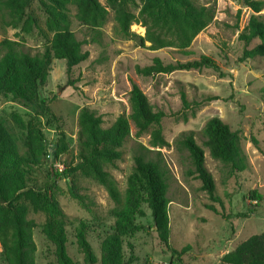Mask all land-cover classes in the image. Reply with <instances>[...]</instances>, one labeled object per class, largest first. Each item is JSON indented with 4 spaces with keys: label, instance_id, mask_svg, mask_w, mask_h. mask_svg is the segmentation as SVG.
Segmentation results:
<instances>
[{
    "label": "rangeland",
    "instance_id": "1",
    "mask_svg": "<svg viewBox=\"0 0 264 264\" xmlns=\"http://www.w3.org/2000/svg\"><path fill=\"white\" fill-rule=\"evenodd\" d=\"M133 1L132 8L137 13L141 0ZM196 1L212 5L215 18L190 47L183 50L175 47L152 50L150 43L141 46L134 39L120 38L115 34L111 11L102 29L100 43L92 42V31L73 19L77 38L87 42L83 50L89 53V58L69 72L64 60H53L38 90L39 99L46 105V117L39 116L34 108L12 95L0 94V115L19 137L21 150L28 124L42 129L49 151L60 133L66 135L68 154L59 162L51 158L45 160L41 167L32 170V180L37 187L48 185L50 194L65 214L66 253L71 264H89L77 243V230L81 224L86 227L96 264H101V243L112 232L117 209L101 185L79 173L68 172L78 162V114L82 108H89L102 118L103 127L109 128L118 117L130 115L129 94L133 83L141 88L156 111L166 114L162 120L163 134L171 147L160 151L169 170L168 198L172 201L169 205V245L173 251L191 247L182 256V263L221 264V258L241 242L264 233V58L240 61L245 48L251 49L260 42L254 40L245 46L239 40L253 11L243 0ZM101 2L105 4L104 0ZM40 15L44 21V16ZM131 31L140 36L146 33L141 24H133ZM14 34V30H8L5 36L15 39ZM2 38L0 33V40ZM25 41L33 53L43 50L46 44L38 32L26 37ZM203 55L212 58L220 71L178 70L151 77L138 75L136 71L138 67L152 65L155 58H160L164 65H175L198 60ZM182 93L189 103L188 108L183 105ZM214 117L240 132L249 165L246 171L229 177L228 169L213 160L206 150V165L220 198L216 206L231 215L229 220L205 207L211 201L200 190V181L186 178V153L179 152L175 145L183 132H198ZM148 140L147 136L136 138L131 127V135L122 148V159L107 167L122 195L127 178L133 172V148L137 143L148 146ZM197 142L201 144L198 138ZM71 189L83 198L82 201L73 197ZM254 191L262 196L261 201L250 199L249 195ZM142 208L145 216L136 219L141 229L124 239L123 253L127 264H175L172 250L158 239L150 209L146 204ZM240 213H249V218H237ZM29 218L38 225L33 231L36 264H60L55 247L42 232L45 214L31 212ZM131 256L135 258L133 262L128 261ZM0 264H7L1 246Z\"/></svg>",
    "mask_w": 264,
    "mask_h": 264
},
{
    "label": "trees",
    "instance_id": "2",
    "mask_svg": "<svg viewBox=\"0 0 264 264\" xmlns=\"http://www.w3.org/2000/svg\"><path fill=\"white\" fill-rule=\"evenodd\" d=\"M0 0V94H10L26 106L46 117V105L38 96L41 83L45 80L54 59L64 60L67 71L84 63L89 53L83 50L84 40L77 38L73 19L92 31L91 40L100 43L102 29L110 11L114 15V31L122 39H134L141 46L150 43V49L160 50L175 47L187 49L194 39L214 20L215 9L209 3L196 0H141L136 13L133 0ZM253 11L239 40L248 46L254 40L260 42L251 49L245 48L240 61L257 57L264 58V0H243ZM72 8L75 14L72 15ZM44 16L42 21L41 15ZM133 24H141L145 36L131 31ZM8 30L15 31V39L6 37ZM38 32L44 39L43 50L33 53L26 45V37ZM213 69L219 72L218 64L208 56L198 60L175 65H164L160 58L143 68L137 74L151 77L170 74L174 71ZM264 94V89H263ZM213 99V98H208ZM184 107L189 103L182 93ZM130 115L120 116L109 127H103V120L95 111L82 108L78 114V151L75 166L69 173H79L101 185L116 205L114 227L101 243V264H127L123 253L125 237L138 232L141 227L137 217H144L142 208L146 204L151 211L156 233L162 245L171 249L170 218L168 198L169 170L161 149L171 145L163 134L162 120L166 114L156 111L141 88L133 83L129 94ZM147 136L148 146L137 143L132 151L133 172L127 178L124 195L118 189L117 181L107 170L123 156L122 148L131 135ZM23 149L14 129L0 115V246L7 264H36L37 246L33 231L38 227L31 212L43 213L46 221L42 232L55 247L60 264H71L66 253L67 235L65 214L50 194L48 185L33 184L32 170L41 167L49 157L55 162L70 151L66 135L60 133L51 151L47 147L45 133L36 125L28 124ZM197 138L201 144L197 142ZM257 144L256 140L254 139ZM179 152L186 153L188 169L186 178L201 182L200 190L205 192L211 203L205 207L224 219H231L216 206L220 198L216 195V183L206 165V150L209 156L228 169L229 177L246 171L249 167L242 148L239 131H233L220 118L208 120L198 132H183L175 140ZM75 199L82 197L73 192ZM252 201H261L262 196L254 191L249 195ZM251 213V210L249 211ZM249 213L236 217L249 218ZM77 243L85 260L96 264L97 258L87 240V230L81 224L77 230ZM191 250L186 247L173 251L175 264H183L182 256ZM135 258L131 256L129 262ZM221 264H264V233L254 235L241 242L220 260Z\"/></svg>",
    "mask_w": 264,
    "mask_h": 264
},
{
    "label": "water",
    "instance_id": "3",
    "mask_svg": "<svg viewBox=\"0 0 264 264\" xmlns=\"http://www.w3.org/2000/svg\"><path fill=\"white\" fill-rule=\"evenodd\" d=\"M154 230H156V225H154Z\"/></svg>",
    "mask_w": 264,
    "mask_h": 264
},
{
    "label": "crops",
    "instance_id": "4",
    "mask_svg": "<svg viewBox=\"0 0 264 264\" xmlns=\"http://www.w3.org/2000/svg\"><path fill=\"white\" fill-rule=\"evenodd\" d=\"M172 203V201L170 202V204Z\"/></svg>",
    "mask_w": 264,
    "mask_h": 264
},
{
    "label": "built area",
    "instance_id": "5",
    "mask_svg": "<svg viewBox=\"0 0 264 264\" xmlns=\"http://www.w3.org/2000/svg\"><path fill=\"white\" fill-rule=\"evenodd\" d=\"M49 158H51V157H49Z\"/></svg>",
    "mask_w": 264,
    "mask_h": 264
}]
</instances>
